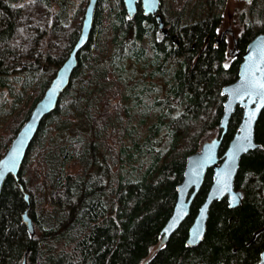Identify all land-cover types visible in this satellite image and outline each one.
Wrapping results in <instances>:
<instances>
[{
  "label": "trees",
  "instance_id": "trees-1",
  "mask_svg": "<svg viewBox=\"0 0 264 264\" xmlns=\"http://www.w3.org/2000/svg\"><path fill=\"white\" fill-rule=\"evenodd\" d=\"M87 2L65 20L54 13L49 0H0V88L10 86L9 78L17 72L36 73L43 67L50 71L46 79L33 80L30 93L25 87L16 94L9 109L0 102V159L50 85L54 67L68 58ZM161 2L164 22L178 34L180 47L161 35L156 19L145 16L140 3L130 19L122 0L99 1L92 40L79 55L69 88L43 122L20 182L10 177L3 186L0 264H21L28 249V264H258L264 251V110L255 131L261 148L243 156L235 179L244 195L242 205L230 209L226 199L215 202L204 241L186 246L189 228L212 184L209 169L190 215L151 257L176 202L187 157L221 135L222 88L237 79L248 44L264 33V0H253L237 38L239 54L228 61L227 44L217 39L226 0H172L167 8L165 0ZM146 37L150 65L155 67L146 76L150 82L158 71L166 75L162 67L183 59L166 81L167 92L153 104L159 111L156 122L139 142L133 115L124 104L129 99L126 82L114 78L112 70H122L117 64L127 58L128 50L137 62L145 61L147 50L137 43ZM142 95L134 97L141 102ZM242 113L237 107L232 115L220 156ZM82 115L90 132L74 135ZM145 123L143 118L139 125ZM168 136L170 146L162 155L157 146ZM128 140L142 156L151 155L140 177L115 171L125 155L132 159ZM20 185L30 195L33 238L22 221L27 203Z\"/></svg>",
  "mask_w": 264,
  "mask_h": 264
},
{
  "label": "water",
  "instance_id": "water-1",
  "mask_svg": "<svg viewBox=\"0 0 264 264\" xmlns=\"http://www.w3.org/2000/svg\"><path fill=\"white\" fill-rule=\"evenodd\" d=\"M99 1L88 0L79 36L68 58L59 67L42 98L35 104L28 119L0 159V195L8 178L11 177L16 183L20 182L24 162L43 122L57 110L62 95L69 88L74 72L79 65V55L92 40L95 12ZM236 1L252 2L253 0ZM122 2L130 19L138 13V4L140 3L143 14L157 19L160 32L163 35L168 34L169 31L160 14L161 0H122ZM261 85H264V33L257 35L248 44L242 55L237 79L222 88L221 94L225 100L219 124L222 130L221 135L205 142L199 151L187 157L182 181L176 187V202L169 219L161 230L159 245L151 257L156 253V250L168 243L171 236L177 232L190 215L191 206L204 184L209 169L213 170L212 184L189 228L186 246L194 248L204 241L210 209L215 202L226 199L230 209L242 205L244 195L241 190L236 189L235 179L243 156L261 148L255 135L257 122L264 110V87ZM237 107H240L243 112L241 121L227 149L220 156L219 152L224 136ZM20 188L24 192L27 203L22 221L33 238L36 231L34 221L29 215L30 195L22 185ZM29 251V249L26 251L21 264H28ZM146 263L147 260L143 264ZM258 264H264V251L260 254Z\"/></svg>",
  "mask_w": 264,
  "mask_h": 264
},
{
  "label": "rangeland",
  "instance_id": "rangeland-1",
  "mask_svg": "<svg viewBox=\"0 0 264 264\" xmlns=\"http://www.w3.org/2000/svg\"><path fill=\"white\" fill-rule=\"evenodd\" d=\"M28 0H18L19 4H22ZM52 9L55 14L62 15L65 20L72 17L79 7L81 6L83 0H49ZM172 0H165L163 4L164 8L171 6ZM252 2L246 1H236V0H226L225 5L222 7V24L218 29L217 38L220 39L224 34V39L227 44V48L230 54H228V61L235 53L234 42L236 38L241 34L244 28V21L247 18L248 11ZM162 10V4H161ZM150 38L146 37L143 42L137 43V47L142 46L147 50V55L145 61L137 62L133 57L131 51L126 52L127 58L117 64L118 67H123L119 72L117 70H112L114 78L121 77L123 81L126 82L127 90L126 94L129 99L124 102V104L130 109V113L133 115V125L137 128L136 139L142 142L145 136L148 134L147 127L156 122L157 116L159 114L158 109L153 107L157 97L164 95L169 86L166 81L170 74L179 67L183 57H178L173 60V62L167 64V67H162L166 70V75H162L157 72L156 76L151 80L146 76L151 74L155 67L150 65L152 58V50L150 48ZM133 40L129 38L128 43H132ZM59 67H54V72L56 74ZM157 70V68H156ZM49 69L43 67L41 71L36 73L17 72L9 78V85L7 88H0V102L3 103V108L5 110L9 109L13 103H15L14 98L23 88L28 90L30 93L34 89L33 80H44L48 76ZM121 74V75H120ZM55 76V75H54ZM146 87L153 90H148ZM142 92V101L139 102L137 97L139 93ZM28 96V95H26ZM25 96V99H26ZM26 102V100H25ZM24 102V103H25ZM84 116H81L80 121L73 128L72 133L75 134H88L90 132L88 128V122L84 120ZM145 118L146 123L139 125L141 119ZM2 132V126L0 127V133ZM171 138L165 137L163 141L157 146L162 151L164 155L170 146ZM128 143V154L132 155L131 161L127 160V156H124V163L122 167H115L117 171L122 176H136L140 177L147 169L150 161L151 155L147 154L142 156L136 149L133 148V142L131 140Z\"/></svg>",
  "mask_w": 264,
  "mask_h": 264
},
{
  "label": "flooded vegetation",
  "instance_id": "flooded-vegetation-1",
  "mask_svg": "<svg viewBox=\"0 0 264 264\" xmlns=\"http://www.w3.org/2000/svg\"><path fill=\"white\" fill-rule=\"evenodd\" d=\"M162 4V3H161ZM160 14L162 15V13H161V9H160ZM163 16V15H162ZM156 23H157V27H158V22H157V19H156ZM165 26L167 27V29H168V34L167 35H163L161 32V35L166 39V40H168V41H170V42H172L173 44H174V46L175 47H180L181 46V41H180V38L178 37V34L177 33H171L170 32V26L169 25H166L165 24ZM159 30V29H158ZM160 31V30H159ZM238 38V37H237ZM237 38H236V40H235V42H234V48H235V53H234V55L235 56H238V52H237V48H236V44H237ZM218 39V38H217ZM218 40H220V41H225V39H224V34H223V36L220 38V39H218ZM227 53L228 54H230L229 53V51H228V48H227Z\"/></svg>",
  "mask_w": 264,
  "mask_h": 264
},
{
  "label": "snow or ice",
  "instance_id": "snow-or-ice-1",
  "mask_svg": "<svg viewBox=\"0 0 264 264\" xmlns=\"http://www.w3.org/2000/svg\"><path fill=\"white\" fill-rule=\"evenodd\" d=\"M261 87H264V85H261Z\"/></svg>",
  "mask_w": 264,
  "mask_h": 264
}]
</instances>
